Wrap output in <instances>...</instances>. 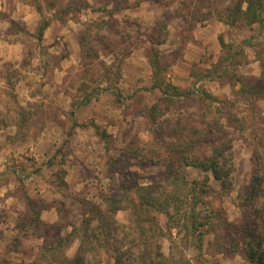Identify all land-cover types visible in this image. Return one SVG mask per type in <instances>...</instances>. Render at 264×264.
Listing matches in <instances>:
<instances>
[{
	"label": "rangeland",
	"instance_id": "obj_1",
	"mask_svg": "<svg viewBox=\"0 0 264 264\" xmlns=\"http://www.w3.org/2000/svg\"><path fill=\"white\" fill-rule=\"evenodd\" d=\"M233 1L0 0V264L73 258L78 241L59 247L55 239L72 231L69 224L80 237L83 202L104 211L105 197L125 196V188L134 197L135 187L161 183L162 168L145 162L160 150L148 111L161 97L150 90L147 55L159 57L164 81L180 91L217 98L231 99L236 77L264 72V24L240 21L230 28L218 21ZM86 95L91 100L83 104ZM257 107L264 129V101ZM243 109L242 103L235 108ZM193 111L186 103L165 117ZM232 134L230 191L223 193L209 174L183 172L189 180L209 176L207 200L238 225V195L250 181L252 161L250 146ZM58 203L65 205L60 216ZM32 208L52 225L41 238L23 236L34 229L30 220L23 228ZM126 218L123 211L116 215L119 223ZM157 219L164 228L165 218ZM232 235L205 234L200 259L184 250L193 264H244L229 248ZM16 238L27 252H6ZM174 240L161 241L166 254ZM102 264L113 262L104 257Z\"/></svg>",
	"mask_w": 264,
	"mask_h": 264
},
{
	"label": "trees",
	"instance_id": "obj_2",
	"mask_svg": "<svg viewBox=\"0 0 264 264\" xmlns=\"http://www.w3.org/2000/svg\"><path fill=\"white\" fill-rule=\"evenodd\" d=\"M217 18L230 28L240 21L246 26H262L264 1L235 0L224 10V15L219 13ZM100 41L102 44L103 39ZM150 43L153 44L152 40ZM156 44L162 45L163 42ZM152 54L147 55L152 68L150 90H158L161 97L148 115L155 127L151 133L157 136L160 150H151L145 162L162 168L161 183L135 187L134 197L129 195L128 188L124 189L125 196L105 197L104 211L83 202L80 207V237L75 236L76 227L69 224L72 231L65 238L55 239L59 247L75 240L79 243L73 258L64 256L59 264H102L104 257L113 264H193L184 248L192 250L194 257L200 259L203 237L216 229L233 234L229 248L243 258L244 264H264V129L259 127L257 107L264 101V72L259 77H236L231 99L217 98L205 91L198 94L182 92L164 81L162 63L156 54ZM90 100L91 97L86 95L82 103L88 104ZM186 103L194 105L195 111L165 117L171 108L183 107ZM240 103L244 105L241 114L235 110ZM160 117H163L161 122ZM232 132L241 135L250 146L252 161L250 181L238 195L241 210L238 225L229 223L222 212L215 210L207 200L213 193L209 176L202 180H189L183 172L186 168L209 174L223 193L230 191V178L234 171L232 144L235 139ZM27 202L32 205L31 200ZM57 206L55 210L60 216L65 205L58 203ZM121 211L127 213L125 223L116 220L117 213ZM31 212L30 217L23 218V228H26V220H30L34 229L23 236L41 238L42 234L51 232L52 225L41 221L37 210L32 208ZM157 215L165 218L164 228ZM166 235L175 238L168 254L161 244ZM52 246L53 251L59 248ZM6 252L27 251L21 240L16 238Z\"/></svg>",
	"mask_w": 264,
	"mask_h": 264
}]
</instances>
